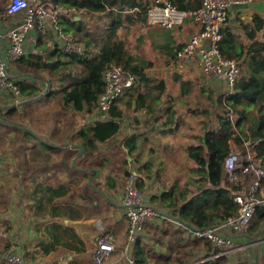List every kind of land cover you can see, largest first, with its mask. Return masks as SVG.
I'll return each instance as SVG.
<instances>
[{"label":"trees","instance_id":"16d2710c","mask_svg":"<svg viewBox=\"0 0 264 264\" xmlns=\"http://www.w3.org/2000/svg\"><path fill=\"white\" fill-rule=\"evenodd\" d=\"M53 1L68 9H85L88 13L106 12L110 24H106L105 28L102 27L100 31L93 34V31L89 30L86 16L78 15L79 20H71L66 15L61 16L60 21L64 30L79 36L81 41L87 43L86 53L83 55L68 54L56 49L59 56H66L68 60L62 61L60 57L57 60H52L51 57L38 52L19 59L17 64L25 69L20 74L23 76L24 74L25 76L27 74L34 75L33 78L26 77L16 80V84L24 96L23 100L39 95L44 91V86L49 87L46 96L49 93L48 95L53 94L54 97L56 94L52 92V87L54 84H58L57 87L62 88L60 98L62 107L67 106L74 109L76 113L85 109L92 112L98 107V98L105 89L103 71L109 65L117 63L121 64L126 72L136 75L135 109H153L157 99L162 95L165 82L162 81L155 85V80L144 72L151 62L128 51L125 38L119 36V29L125 25L121 11L122 3L118 0ZM170 1L183 10L196 9L202 3V0ZM123 3H127L129 6L136 4L134 1H123ZM113 7H117L118 11L112 9ZM145 14V9L142 7L136 17L144 21ZM125 18L130 23L136 20L130 15H126ZM130 23L127 24L128 27L131 25ZM262 29H264V19L255 16V27L249 32L250 36L256 37L257 32ZM41 43L40 41L38 44L40 47ZM89 47L96 48L97 54L91 53ZM180 49L177 50L176 56ZM220 50L225 57L239 60L244 55L245 45L235 37L231 29L225 27L222 29ZM55 66L63 69L58 77L52 70V67ZM76 67L83 72L81 77L75 74L74 68ZM241 67L243 76L236 82L234 91L225 95L220 94L215 98L214 102L218 108L216 119L205 121V127L200 134L189 133L192 137L186 147V156L189 160L186 159L184 163H186L185 169L191 178L181 182L179 186H172L161 197H153V202L158 203L159 206L170 207L173 210V217L182 224L176 227L174 224L168 223V227L163 229L155 227L157 229L154 233V225H147V232L153 233L156 241L165 244V248L162 252H157L154 247L145 242L143 248L137 250L134 256L141 262L148 264L151 257L154 264H249L244 259L232 260L228 253L213 257L220 251L213 245L211 239L186 235L188 227L204 228L212 226L226 217L237 215L239 204L234 201V195L249 190L250 179L237 185L228 180L224 166L225 159L231 151L228 136L237 139L245 154L249 148V146H245V141H250L251 145H255L253 150L256 151L257 158L261 159L264 164V41L261 42L259 48L245 56L244 64ZM42 70H48V73L45 75ZM140 87L146 88V92L140 93ZM118 99L114 102L107 119L96 120L86 129L77 133L85 147L83 155L85 159L95 158L94 160L90 158L92 165L107 160L100 146L110 142L121 132V119L125 113L119 109ZM16 109L10 107L6 111L13 113ZM233 113L240 116L236 123L231 118ZM246 124H249V131H246ZM192 126L194 127L193 124ZM235 126L239 129L238 134L234 131ZM29 133L27 132V134ZM95 151H98L96 155H94ZM164 163V161L161 162L163 166ZM95 174L96 170L92 176ZM86 175L88 176V174ZM181 175V172L178 173V177ZM109 183L112 188L116 187L114 182ZM88 188L93 194L102 193L101 188L94 181L88 183ZM69 191L70 187L63 182L55 187H46L42 184H38L36 187V192L40 197L37 194L33 195L36 201L34 213L44 218L45 221L48 220L44 224L48 241L43 240L40 245L44 255H48L56 249L78 253L86 250V244L77 231L62 222V219H75L81 216L78 209L75 211L68 205ZM61 198L66 200V203L59 206ZM54 218L58 219L54 220ZM262 229H264V205L258 207L256 217L248 227V233L254 234ZM141 240L140 237L136 239L137 243ZM140 253H142V258H140ZM115 264H128V262L120 260Z\"/></svg>","mask_w":264,"mask_h":264},{"label":"crops","instance_id":"0c3cea01","mask_svg":"<svg viewBox=\"0 0 264 264\" xmlns=\"http://www.w3.org/2000/svg\"><path fill=\"white\" fill-rule=\"evenodd\" d=\"M128 1H134L136 4L129 6L127 3L124 4L123 2H120L122 3L123 8L124 6L138 8V12H140L142 7H144V4L148 3L150 0ZM7 2L8 0H0V24L2 26L8 21V17L6 16L5 12ZM112 9L118 11L117 7H113ZM69 10H71L70 13L72 14L70 18L71 20H79L78 15L80 10H82L83 12H81V14L98 15L97 19L100 25L104 24L103 28L106 27V24H110L106 12L88 13L85 11V9ZM121 11L123 13L122 17L125 24L122 26L123 28H126L127 24L130 23L125 18L126 15H130V17L132 16L134 19H136L132 23L139 21V19L136 17L138 12L133 14L128 13L125 9H122ZM255 16H260L264 19V0H252L242 5H234L230 9L229 21L226 27L231 29L235 37L242 41L245 45L244 55L239 60H237L240 65L244 64L245 56L249 52L259 48L261 46V42L264 41V29L257 32V35L254 38H252L249 34L253 27H255ZM144 22L147 23V29L149 32L143 36V41L148 50V61L151 62V64L145 68L144 72L148 77L155 80V85L161 83L162 81L165 82V88L160 98L157 99V103L155 106H153V109L150 110L147 108H139V110H136L135 99L137 94L134 92L136 88L133 87L130 90H125L118 99V107L125 113L121 119V132L112 140H110V142L101 144L100 148H102V146L114 148L113 146L115 145L117 149L121 151L120 155L124 157L127 156V159H125L128 160L129 165H124V173L127 172L130 174H136L137 185L146 189L150 195V198L153 200V197H161L162 194L169 190L172 186L168 187L169 184H167V182L169 181L164 179L162 184L165 186L163 185L161 187V191L159 193L157 189L155 192L152 190L153 184L150 182V180H148V178L152 176L150 172V165L152 164V161H150V158L147 159V157L151 155L171 156L176 153L177 148H184V151H186L187 142L191 140L190 138H192L190 135H188L189 132L186 131L187 135L184 140L185 145H176L174 143L176 138L175 136L177 135L176 133L179 130L178 126L180 121L174 111L176 97L174 98L170 92L171 87L170 83L168 82L170 80L180 82V87L183 91V94H186V86L188 85L189 81L194 77H201L202 81L203 74L199 62L190 63V61L176 56L177 50L183 47L194 33L199 31L200 25L190 19H187L182 25L176 26L174 28L155 26L148 23L146 14ZM36 41L37 50H39L42 55L51 57L50 59L52 60H57L60 57L62 61H65L63 56H59L58 52L56 51L57 47L54 44V42H56V38L52 30L48 29L45 33L39 32ZM40 41L43 45H41V47L38 45L40 44ZM95 54H97V52ZM11 69L12 72L16 74L23 73L25 70L22 69L16 61L12 63ZM24 77L26 78L27 76L24 74V76L21 75L19 77H14L13 79L17 80L18 78L19 80L23 79ZM202 84L205 89L210 87L214 89L216 87L214 84H208V82L205 80L202 82ZM222 84L226 86L225 83ZM139 92L145 93L146 88L140 87ZM45 95L35 100H29L31 98L22 100L24 102L20 104L16 103L15 100L17 98L15 95H11L7 98L4 97L2 93H0V124L5 128L12 130V135L9 139L10 146L8 148V162L5 163L2 159H0V264H5L3 257L10 246L9 241L3 236L5 232H8L9 236L11 235L12 237L18 236L21 244V238L23 237L28 240V243L31 240L32 235L28 229H25L28 226L24 227L23 220L25 217H23L22 214L24 213L23 209L25 207V203L28 204V208L30 207L36 210V201L33 195L37 194V196L40 197L39 193L36 192V187L38 184H42L46 187H55L59 185L60 182L68 184L70 187V191L67 196H70L67 198V202L69 203L68 205L74 208V210L78 209L81 212V216L75 219H62V222L66 225H69L68 222L73 223V225L69 226L73 227L81 239L85 242L86 250L84 252H89L91 250L93 256V251L96 248L97 237L100 234V230L96 226V222L98 220H101L103 223L105 222V231L114 235L116 238V243L118 238L119 240L121 237L124 238V233L127 232L128 234L129 222L125 214V207L122 200L125 191L126 180L130 174L128 176L127 174L124 175V179L127 177L125 182L122 180V177L117 178L118 174L115 175V171H112V167L109 166L111 161L109 159L107 161L103 160L101 163L97 162L93 165H89L88 163L84 162L81 167H75L81 155H84L85 153L84 150L81 155L78 154L80 152V148L77 146V144H83L77 133L82 129H86L94 121L101 120L98 107L92 112H89L85 109L76 113L75 110L72 109V112L74 113L71 112L70 116L54 118L53 123L56 122V126L60 128V131L57 130V132L60 133L55 134V136L52 134L54 140L47 139L46 133L44 131V125L43 127H40V125L45 123L46 119L43 118V120H41V115L38 113L40 104L49 100V98H46ZM60 98L61 96H58V99H56V106L62 110L63 107L60 105ZM37 100H40V102H33L30 104L26 103L28 101ZM10 107H15L17 109L13 113H9L6 110ZM189 108L190 111H193V106H190ZM81 115H83V117ZM15 116L19 118L15 119L18 120L19 123H8L4 121V117H7L9 118L10 122H12L13 117L15 118ZM25 120L30 121L31 125H27ZM35 126L38 127L36 128ZM27 132L30 133L27 134ZM61 134H64L65 136L60 137ZM71 134L74 136L68 142L66 147L64 145V140L69 138ZM29 135H31L33 138H29ZM20 139L34 141L35 143L32 142L29 145H25V141H20L21 143L19 144L18 141ZM37 140L42 141L44 145L36 144ZM229 143L230 149L232 148L231 151H242L237 147L235 148L233 143L230 141ZM254 153L257 155L256 151H254ZM104 154L106 156L105 159H107L108 156L106 155V152L103 151V155ZM132 155H136L138 157L137 161L140 163L141 173L139 169L137 170L133 168L132 165H134L136 162L133 161ZM64 157L67 159L62 161V158ZM93 169L96 170V173L98 170L97 176H92V173L94 172ZM17 170L21 173L20 182ZM180 171L182 175H186V169H180ZM83 174H88V176H84ZM182 175L180 177L177 176L178 179L181 180ZM112 177L113 182L116 184L115 188H112L108 181V179ZM190 178V175L187 173L185 180H189ZM84 181L85 183L94 181V183L101 188L102 193L93 194L89 188V192L85 193ZM18 186H20L21 189L19 194L16 195L18 192ZM89 194L92 196V198L89 196ZM77 195H80V197H77ZM65 201L66 200L62 198L59 199V206L65 204ZM17 202L20 203V208L18 205H16ZM158 207L161 212H169V210H172L170 207ZM169 216L170 217L167 219L178 221L173 217V210ZM57 219L58 218H54V220ZM93 222L94 226L92 225ZM154 223H158V219L151 222L150 224ZM77 226L84 231L83 234L87 233L89 230L91 232L88 233L86 237H82ZM92 226L95 227L96 230H99L98 234L93 232L94 229ZM108 227H111L112 230L109 231ZM234 236L237 239L238 244L244 246V259H248L249 262L253 260V264H264V229L254 234H249L248 229H246L242 233L234 234ZM89 238L91 239L90 242L88 241ZM46 241H48V238H46L45 242ZM2 245H5V251L3 252H1ZM129 245L130 243L128 239V246ZM22 246L24 249L23 244ZM154 249L156 250V248ZM129 255L130 253L128 251L127 256ZM127 256H120L119 258L111 260L109 264L118 263L120 260H125L128 262L129 257ZM140 258H142V253H140Z\"/></svg>","mask_w":264,"mask_h":264},{"label":"built area","instance_id":"2783aa9c","mask_svg":"<svg viewBox=\"0 0 264 264\" xmlns=\"http://www.w3.org/2000/svg\"><path fill=\"white\" fill-rule=\"evenodd\" d=\"M250 1L252 0H202L201 5L196 9L183 10L170 0H150L143 8L151 25L174 28L182 25L187 19L200 25L199 31L194 33L178 51V57L190 63L199 62L206 82L225 83L227 93H231L236 82L242 78L243 71L236 59L227 58L221 53L222 29L229 21L232 6ZM123 9L133 14L139 11L138 8L126 6ZM5 12L8 21L3 26L0 24V93L7 98L15 95L16 103H20L23 95L13 78L21 74L12 72V63L34 52H40L37 50L36 41L39 32L52 30L56 38L54 44L63 53L83 55L87 47L77 37L64 30L60 17L66 15L71 18L72 14L53 0H9ZM103 80L105 89L98 98L101 120L109 117L116 99L137 83L136 75L126 72L123 66L117 63L105 68ZM224 166L228 180L233 184L237 185L250 179L249 190L234 195V201L239 204L237 215L226 217L210 228L188 227L187 234L211 239L213 245L220 251L213 257L228 253L232 260H241L244 256H238L236 250L241 249L242 246L238 245L234 234L248 229L256 217L258 207L264 205V164L254 151L248 148L246 154L242 151H231L225 159ZM136 178L137 175L133 173L128 176L122 200L129 222V243L135 242L142 236L147 225L156 221L162 213V217L168 215V211L161 212L152 203L148 191L137 185ZM179 224L182 223L179 221ZM96 226L100 234L92 258L94 264H105L109 256L117 250L116 238L105 231L101 220L96 222ZM3 236L10 243L3 257L4 263L29 264L19 237L9 236L8 232ZM128 264L146 263L129 257Z\"/></svg>","mask_w":264,"mask_h":264},{"label":"rangeland","instance_id":"374dc122","mask_svg":"<svg viewBox=\"0 0 264 264\" xmlns=\"http://www.w3.org/2000/svg\"><path fill=\"white\" fill-rule=\"evenodd\" d=\"M66 9L68 11H71L68 8H66ZM81 12H83V11L80 10L79 16L86 15V19L89 22L88 23L89 30L93 31L92 32L93 34L100 31V28H102L104 26V24L103 25L99 24V21L97 19L98 15L93 14L94 15L93 16L91 14H81ZM83 17H85V16H83ZM130 24L131 25L129 27L127 25L126 28L122 27L121 29H119V32H118L119 36L125 38V40L127 42L128 51L132 52L133 54H137L138 57H141V58L148 60V58H147L148 50H147V47L143 41V36L149 32L147 29L148 25L143 20H139L136 23H130ZM75 37H77V36H75ZM77 38L79 40L81 39L79 36ZM82 42L85 45L87 44L85 41H82ZM89 48H90L91 53H96L98 51L96 48H92V47H89ZM149 50H150V48H149ZM38 53L40 54V52H38ZM63 59H65L66 61L68 60L66 58V56L65 57L63 56ZM18 60H16V62ZM53 62H55V61H53ZM74 69H75V74L79 75L80 77L83 75V72L80 70V68L76 67ZM52 70L54 71V73L58 77L62 73L63 69H62V67L55 66V67H52ZM42 73L46 75L48 73V70H42ZM75 80H79V79H75ZM203 81H204L203 76H202V81H201V77H194L192 80H190L188 85L186 86V94H183V91L180 87V82H176L175 80H170L168 82V83H170V87H171L170 92L172 93L174 98L176 97L175 98L176 103L174 104V111L177 114V117L180 121L179 126H178L179 130L176 133L177 135L175 136L176 138H175L174 143L176 145H178V144L183 145L184 144V140H185V137L187 135L186 131H188L189 133L200 134V132H202V129L205 127L204 126L205 121H207L208 119L215 120L216 116L218 115V108L215 105L214 101L218 95H220V94L225 95L227 93V88H226V86H224L220 82L218 83L215 81H210V82H208V84H214V86H216L218 88V90L216 87H215L216 89L215 88L213 89L211 87L208 89H205L203 87V84H202ZM57 85L58 84H54L52 87V92H54V94H56V95H54V97L52 96L53 94L48 95L49 93L47 94V96L45 95L46 98H49V100L42 102L39 106V111H38V113L41 115V120H43V118L46 119L45 123L40 125V127L41 126L43 127V125H44V131L46 133V138L47 139H53V140H54V137L52 134H54V136H55V134L60 133V132H57V130L60 131V128L58 126H56L57 125L56 122L53 123L54 118H58V117L61 118V117H66V116L68 117V116H70V113L72 112V109L68 108L67 106H65L66 108L63 107L62 110L60 108H57L58 106H56V104H57L56 99H58V96H61V94H62V88L57 87ZM44 87L46 89L47 86H44ZM33 102L39 103L40 100L28 101L26 103L30 104ZM190 106H193V109H194L193 111L192 110L190 111V108H189ZM72 113H74V112H72ZM45 116H46V118H45ZM81 116L83 117V115H81ZM79 118H81V117H79ZM231 118L236 123L240 119V116L237 113H233V114H231ZM15 119H19V118L17 116H15V118L13 117L12 122H10L9 118L4 117V121H6L8 123H14V122L19 123V121L15 120ZM25 122L27 125H31L30 121L25 120ZM21 124H23V123H21ZM192 124L194 125V127L192 126ZM35 127L37 128L38 126H35ZM245 128H246V131H249V124H246ZM234 131L237 134L239 133V129L236 126L234 127ZM189 133H188V135H189ZM11 135H12V130L7 129L3 125L0 124V159H2L3 162H5V163L8 162V152H9L8 148L10 146L9 139H10ZM63 136H65V135L61 134L60 137H63ZM73 136L74 135L71 134V136L69 138H66V140H64L65 141L64 145L66 147H67L68 142L73 138ZM180 136L183 138H181ZM29 138H33V137L31 135H29ZM227 139H229V141L231 143H233V146L235 148L237 147L238 149H241V146L239 145V143L237 142V139L235 137L228 136ZM20 141H25L24 142L25 145H29L32 142L35 143L34 141L20 139L18 141L19 144L21 143ZM44 141H46V140H44ZM61 143H62V141H61ZM36 144L44 145L42 141H38V140H37ZM246 145L249 146V148L251 150H253L254 146H255V145H251L250 141H245V146ZM61 146H62V144H61ZM113 147L114 148H107L105 146H102L101 151L106 152V155L108 156L107 160L108 159L111 160L110 164L109 163L108 164H109V166L112 167L111 170L115 171V175L118 174L117 178L122 177V180H124V182H125L127 177H125V179H124V175L127 174V176H128L130 174L127 172L124 173L125 171L123 170L124 165L125 166L129 165L128 160H126L127 156L124 157V156L120 155L121 151H119V149H117V147L115 145ZM98 151H99V149H98ZM97 152H95L94 155H96ZM186 155L187 154H186V151H184V148L183 149L177 148L176 153L171 155V156H169V155H164V156H162V155L161 156L151 155V156L147 157V159L150 158V161H152V164L150 165L151 166L150 172H151L152 176H150V178H148V180H150V182L153 184L152 190H154V192L156 189L158 190V193L161 191V187L164 185V184H162L164 179H167L169 181V182H167V184H169L168 187L173 186V185L179 186L181 184V182L185 181V177L187 176V173H188L187 171H186V175H182L181 181L178 179L177 176H178V173L181 172L180 169H185V167H186V163H184V162L186 159L189 160ZM132 157H133V161L136 162L134 165H132L133 168H135L137 170L139 169V171L141 173V166H140V163L137 161L138 157L136 155H132ZM90 158L92 159V157H90ZM90 158L85 159V157L83 155H81V157L79 158L78 163L76 164L75 167L76 168L81 167L84 162L88 163L89 165H92L91 162L95 158L92 160ZM65 159H67V158L66 157L62 158V161ZM162 161L165 162L164 166L161 164ZM106 164H107V162H106ZM17 174H18L19 182H20L21 173L18 170H17ZM144 174H146V173H144ZM83 175L87 176L85 174H83ZM97 175L98 174L96 173L95 176H97ZM32 178H34V177H32ZM33 181H36V180H33ZM108 181L112 183L113 177L109 178ZM124 182H123V186H124ZM172 183H174V184H172ZM84 187H85L84 192L85 193L89 192L88 183H85V181H84ZM20 189H21L20 186H18V192L16 195L19 194ZM152 195H154V194H152ZM89 196H91V195L89 194ZM77 197H80V195H77ZM91 198H92V196H91ZM152 203H153V200H152ZM19 204L20 203H18V202L16 203V205H18V206H19ZM153 204H155V206L159 209L158 203L154 202ZM19 208H20V206H19ZM34 211H35L34 208H30V207L28 208V204L25 203V207L23 209L24 213L22 214V216L25 217L23 220V224H24V227L28 226L25 229H28V231H30L32 237H31V240L29 243H28V240H26L24 237L21 239H22V244L24 245L26 260L28 261L29 264H56V263L57 264H93L91 250L89 252L76 253L73 251L56 249L55 251L49 253L48 255H44L42 253L43 252L42 246H40V245H42L41 241H43V240L45 241L47 238L45 231H44V223L47 222L48 220L45 221L44 218H41L39 216L36 217V214L34 213ZM171 213H172V210H169V212H167V214H168L167 216H169ZM162 216H163V213L158 218V223L152 224V225H154L153 233L156 231L157 228L163 229L165 227H168L167 226L168 223L174 224L176 227H179V225H180L179 221L169 220V219H167V216H165V217H162ZM68 224L73 225L72 222H68ZM92 225L94 226V222ZM155 227H157V228L155 229ZM78 229H79V232L81 233L82 237L83 236L86 237V235L91 232L89 230L87 233L83 234L84 231L79 227H78ZM93 229H94L93 232L98 234L99 230H96L95 227H93ZM108 230L110 231V230H112V228L108 227ZM153 233H148L147 228H146L145 233L140 237L142 240L139 243H137V241L132 242V244L130 243L129 246H128V234H127V232L124 233V238L121 237L120 240H119V238L117 239V243H116L117 250L109 256V258L105 261V264H109V262L111 260L119 258L120 256L121 257L127 256L128 251H129L130 255L127 257L135 256V252L137 250H141L143 248L145 242L149 243L151 245V247L156 248V250L158 252H162L165 248V246H164L165 244L163 245L160 242L156 241V238L153 236ZM187 236H189V235H187ZM88 241L90 242L91 239L89 238ZM3 251H5V245H2V247H1V252H3ZM244 251H245L244 246H242L241 249L236 250V253L238 254V256H241V255L244 256L245 255ZM244 260L248 261V259H246V258ZM148 262H149V264H154V260L151 257L149 258ZM248 263L253 264L252 260H251V262L248 261Z\"/></svg>","mask_w":264,"mask_h":264},{"label":"water","instance_id":"95a60500","mask_svg":"<svg viewBox=\"0 0 264 264\" xmlns=\"http://www.w3.org/2000/svg\"><path fill=\"white\" fill-rule=\"evenodd\" d=\"M18 76H19V75H18ZM27 76H31V77H33L34 75H32V74H27ZM48 89H49V87L47 86L46 89H45L42 93H40L37 97L31 98V99H29V100H35V99L41 98L42 96H44V95L48 92ZM23 102H24V101H21L20 104H22ZM77 146L80 148L79 155H81V154L84 152L85 147H84L83 145H81V144H77ZM97 173H98V170H97ZM208 228H210V226H208Z\"/></svg>","mask_w":264,"mask_h":264}]
</instances>
